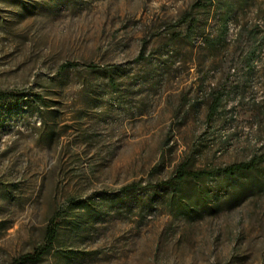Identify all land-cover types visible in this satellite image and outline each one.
I'll return each mask as SVG.
<instances>
[{
    "label": "rangeland",
    "instance_id": "1",
    "mask_svg": "<svg viewBox=\"0 0 264 264\" xmlns=\"http://www.w3.org/2000/svg\"><path fill=\"white\" fill-rule=\"evenodd\" d=\"M195 1L0 0V91L15 93L0 100V264L41 245L56 212L52 250L29 264H264V193L195 220L119 204L186 159L264 154V0H230L215 50L174 37ZM219 14L197 13L213 35Z\"/></svg>",
    "mask_w": 264,
    "mask_h": 264
},
{
    "label": "trees",
    "instance_id": "2",
    "mask_svg": "<svg viewBox=\"0 0 264 264\" xmlns=\"http://www.w3.org/2000/svg\"><path fill=\"white\" fill-rule=\"evenodd\" d=\"M247 1V0H245ZM236 3L230 0H196L175 22L176 39H182L193 44L201 38L203 46L215 50L222 46L229 32V24ZM220 12L217 21V32H207L201 26L198 12ZM248 51V59L253 60L257 48ZM76 63H65L62 69L74 66ZM93 67V65H90ZM13 92L0 91V100L7 98ZM222 94L215 96L207 114L212 120L221 103ZM264 154L256 153L247 160L233 162L224 166L210 168H194L191 160L181 162L173 174L158 182H132L122 189L120 206L132 209L136 205L145 208L147 212L155 210L157 204H165L169 210L181 216L195 220L206 214H215L228 204H238L241 200L264 192ZM120 193L116 197H120ZM60 212L50 219L44 242L33 252L21 255L15 259V264L39 262L49 253L59 235Z\"/></svg>",
    "mask_w": 264,
    "mask_h": 264
}]
</instances>
